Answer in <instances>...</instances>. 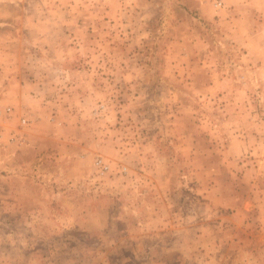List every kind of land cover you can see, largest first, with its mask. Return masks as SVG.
Listing matches in <instances>:
<instances>
[{"label": "rangeland", "instance_id": "374dc122", "mask_svg": "<svg viewBox=\"0 0 264 264\" xmlns=\"http://www.w3.org/2000/svg\"><path fill=\"white\" fill-rule=\"evenodd\" d=\"M11 1L0 264H264V0Z\"/></svg>", "mask_w": 264, "mask_h": 264}, {"label": "built area", "instance_id": "2783aa9c", "mask_svg": "<svg viewBox=\"0 0 264 264\" xmlns=\"http://www.w3.org/2000/svg\"><path fill=\"white\" fill-rule=\"evenodd\" d=\"M215 9H221L224 6L223 0H212L211 4ZM11 108L10 107H4L0 105V117L2 116H10L11 115ZM26 124V119L21 118L19 121V125L23 126ZM96 166L99 168L100 173H104L109 169V165L102 161V159H98L96 161Z\"/></svg>", "mask_w": 264, "mask_h": 264}, {"label": "crops", "instance_id": "0c3cea01", "mask_svg": "<svg viewBox=\"0 0 264 264\" xmlns=\"http://www.w3.org/2000/svg\"><path fill=\"white\" fill-rule=\"evenodd\" d=\"M0 1H2V0H0ZM11 2L14 5H19V1L18 0H12ZM61 19H62V21H66V22H67V20H69L68 17L67 18L66 17L62 18L61 17ZM5 78H6L5 76L0 75V96L1 95L3 96L2 101H6L5 103H7V102L9 103V101H12V100L14 101V99L8 100V98H10L12 93H11L10 89H7V88L8 87H13V83L10 82L11 81L10 79H8V81L4 82Z\"/></svg>", "mask_w": 264, "mask_h": 264}]
</instances>
